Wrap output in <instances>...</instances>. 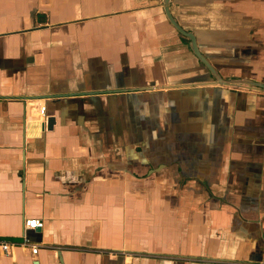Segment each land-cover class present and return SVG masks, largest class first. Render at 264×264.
Here are the masks:
<instances>
[{
  "label": "crops",
  "instance_id": "obj_1",
  "mask_svg": "<svg viewBox=\"0 0 264 264\" xmlns=\"http://www.w3.org/2000/svg\"><path fill=\"white\" fill-rule=\"evenodd\" d=\"M171 11L264 83V0ZM189 43L163 0H0V264H264V91Z\"/></svg>",
  "mask_w": 264,
  "mask_h": 264
},
{
  "label": "water",
  "instance_id": "obj_2",
  "mask_svg": "<svg viewBox=\"0 0 264 264\" xmlns=\"http://www.w3.org/2000/svg\"><path fill=\"white\" fill-rule=\"evenodd\" d=\"M171 1L172 0H163L164 10L167 15L168 20L170 23L182 34L188 36L190 39L189 46L193 53L199 58V60L206 66L209 70L211 76L214 78V82L223 85V86H230V87H244V88H252L256 90L264 91V83L255 80L252 78H245V77H224L219 70L213 65V63L200 51L197 38L195 34L191 31L185 30L173 16L171 11ZM54 118L50 117L48 119V127H52L54 123Z\"/></svg>",
  "mask_w": 264,
  "mask_h": 264
},
{
  "label": "built area",
  "instance_id": "obj_3",
  "mask_svg": "<svg viewBox=\"0 0 264 264\" xmlns=\"http://www.w3.org/2000/svg\"><path fill=\"white\" fill-rule=\"evenodd\" d=\"M41 111L44 113L45 107H41ZM42 221L38 218H33V219H27L25 220V228L26 229H36L38 227H41ZM29 241L28 239L25 238V240L21 243V245H28ZM17 244L16 242L9 241V240H4L0 238V248L5 251V252H10L12 249L16 247ZM32 253H37L38 248L35 246H32L31 248Z\"/></svg>",
  "mask_w": 264,
  "mask_h": 264
}]
</instances>
